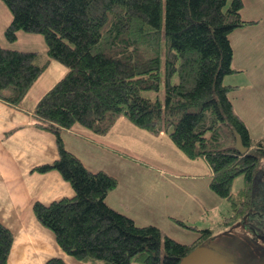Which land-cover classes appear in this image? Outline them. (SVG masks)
<instances>
[{
	"label": "trees",
	"instance_id": "1",
	"mask_svg": "<svg viewBox=\"0 0 264 264\" xmlns=\"http://www.w3.org/2000/svg\"><path fill=\"white\" fill-rule=\"evenodd\" d=\"M2 1L12 13L6 37L15 41L21 30L41 33L48 56L68 68L34 109L35 125L55 135L59 156L33 168L58 170L74 187L72 196L34 203L37 218L55 233L65 252L89 264H178L195 247L211 245L213 237L212 228L175 218L194 235V241L181 242L160 226L141 225L111 206L106 197L118 178L90 169L64 143L63 129L76 123L104 134L125 115L150 131L169 130L188 157L209 163L210 188L231 201L234 214L221 223L229 227L250 211L264 140L251 136L230 97L234 85L224 82L236 70L230 33L255 22L242 18L244 0H232L227 8V0ZM48 64L40 61L37 50L0 42V99L18 106ZM163 70L164 100L144 96L142 89L160 88ZM176 72L180 80L173 83ZM221 123L233 135L239 132L248 151L226 143ZM239 174L245 175V186L233 193ZM244 239L234 236L225 249L242 255L248 246ZM13 240L12 230L0 221V264H7ZM46 264L67 263L53 257Z\"/></svg>",
	"mask_w": 264,
	"mask_h": 264
},
{
	"label": "crops",
	"instance_id": "2",
	"mask_svg": "<svg viewBox=\"0 0 264 264\" xmlns=\"http://www.w3.org/2000/svg\"><path fill=\"white\" fill-rule=\"evenodd\" d=\"M10 19L11 15L3 8L0 0V42L11 47L12 45L6 44L4 34ZM243 28L238 27L239 30ZM234 31L236 33L237 28L232 33ZM26 34L30 37L27 40L28 44L38 43L37 47L27 50L39 51L40 61L48 60L49 64L18 106L0 99V221L8 226L14 235L7 264H46V261L53 257H60L67 264H89L65 252L58 243L55 233L37 218L34 211L36 201L47 204L64 196H72L75 190L58 170L46 172L33 170L36 165L50 162L59 156L55 135L35 125L34 109L39 99L67 73L68 68L48 56L44 38L41 40L36 34L19 31L17 40ZM233 47L235 55L234 44ZM228 75L227 79L224 77V81L231 84L230 73ZM232 93L234 92L230 91V97L238 112L236 98ZM62 137L66 147L80 156L92 170L104 169L114 174L116 163L121 164V158L124 156L134 161L144 158L151 161L150 166H145V169L152 172L155 177L147 186V191H153L154 194L149 197L151 203L146 214H143L139 203L133 202L137 200L132 193L133 190L130 194L122 191L121 183L106 197L111 206L130 215L139 224L156 223L160 226V221L152 217L156 214L159 217L162 215L169 217L176 228L183 226L181 227L175 218H187L199 227H209L213 230L215 223H221L231 214V206L223 207L217 212L219 218L201 221L196 217L192 219L193 215H188L190 211L186 213L183 207L187 204H179L180 195L191 197L201 186L210 188L212 168L202 157H188L174 143L166 130L150 131L136 125L125 115H120L110 130L104 134L76 123L70 128L63 129ZM205 176L208 177L206 183L198 180ZM161 178L164 180H160ZM188 178L196 180L185 181ZM138 185L140 193L145 195L142 184L138 182ZM259 194L257 178L253 204L246 215V221L258 217L259 212L263 213L259 217H264L262 208L264 194L261 196ZM191 205L210 212L209 206L198 198L192 200ZM190 213L193 214L194 211Z\"/></svg>",
	"mask_w": 264,
	"mask_h": 264
},
{
	"label": "rangeland",
	"instance_id": "3",
	"mask_svg": "<svg viewBox=\"0 0 264 264\" xmlns=\"http://www.w3.org/2000/svg\"><path fill=\"white\" fill-rule=\"evenodd\" d=\"M231 1L232 0H227L224 8H227L231 4ZM1 4L3 8L7 10V12H9V14L11 15V19L9 20L10 23L12 20V13L8 6L2 0ZM241 14L242 18L246 20H252L251 17L257 19L255 20V23L247 22L245 23V25L240 26L242 28L245 27L242 30H239L237 28L236 33L235 31L233 33H230V38L232 40V43L235 45L236 51L233 59V67L236 70L230 73V85H234V87L231 88L230 91L234 92L232 93V95L236 98V105L239 109L238 112L246 120L248 128L250 129L251 136L255 139V141H260L264 140V0H244V8H242ZM23 32H26L28 34H36L37 36H39V38H41V40L43 38V35L41 33H34L29 31ZM5 38L7 40L6 44L12 45L11 47L13 48L27 49L38 46V43H27V40H29L30 38L27 36V34L26 36H22L19 40L16 39L15 41H10L6 37V35ZM162 74L163 78L160 88L158 90L144 88L142 89V94L144 96L150 97L153 100L157 99L158 97L164 100L166 85L165 70L162 71ZM228 76H226V79L228 78ZM179 80L180 79L178 72L174 73V75H172L171 77V81L173 83H177L179 82ZM224 82L228 84L226 81ZM220 131L222 132L223 137L226 138V143L228 145L235 144V137L230 131V127L227 124L221 123ZM167 133L169 134V130H167ZM150 164L151 161L148 158H144L140 161H134L133 159L130 160L128 157L124 156V158H121V164L116 163V172L114 173V176H116L119 180L118 185H120L121 183L123 186L122 191L129 192L130 194L131 190H133L132 193L137 199L136 202H133L140 204V207H142L143 210V214H146V212H148V206L151 203L149 197H152V195L154 194L153 191H147V186H149L150 183L155 180L153 173L148 169H145V166H150ZM206 178L208 179L207 176L200 177V179L198 180H203L206 183ZM160 180L164 179L161 178ZM179 180L184 181V179ZM195 180L196 179L191 178L185 179V181L187 182H195ZM138 182L142 184V190L145 195H142L140 193L138 189ZM263 182L264 161L262 162L261 170L258 173V191L260 192L259 196L264 194ZM244 186L245 175H237L234 178L232 184L233 193H237ZM197 198L200 199L202 203L209 206V213L195 205H191L192 200ZM184 203L187 204L183 207V209L187 211L186 213H188L189 211H194L193 214L189 212L188 215H193L192 219L200 218L201 221L208 218H219V215L217 213L219 208L223 209V207H232V203L229 199H224L221 196L216 195L211 188H208L206 186H201L194 192V195H191V197H188V195H180L179 204L183 205ZM227 203L229 204V206ZM233 214L234 211L231 210V214L228 216H231ZM246 215H244L243 217L241 216L238 218H234L235 220L233 219V224H231V226L229 227L225 222L219 224L215 223L213 226V237L211 239V244L220 246L222 248H228L232 245V239L234 238V236H237L239 238L243 237L247 232L245 226ZM152 217H155L156 220L160 221V227L168 235H170V237L185 243L194 241V235L189 236V233L191 232L189 229L186 230L183 228H176L177 226L173 224L172 220L169 217L164 215L159 217L156 216V214ZM144 219H142L143 222L145 221ZM184 220L190 222V220H188L187 218ZM226 235L227 237H225ZM257 244L263 245L264 239L258 238Z\"/></svg>",
	"mask_w": 264,
	"mask_h": 264
},
{
	"label": "water",
	"instance_id": "4",
	"mask_svg": "<svg viewBox=\"0 0 264 264\" xmlns=\"http://www.w3.org/2000/svg\"><path fill=\"white\" fill-rule=\"evenodd\" d=\"M235 147L240 152L248 151L238 131H234ZM249 239H244L245 244L250 245ZM245 258L247 259L246 255ZM255 259V257H253ZM178 264H239L238 260L229 250L217 245H199L185 254Z\"/></svg>",
	"mask_w": 264,
	"mask_h": 264
},
{
	"label": "flooded vegetation",
	"instance_id": "5",
	"mask_svg": "<svg viewBox=\"0 0 264 264\" xmlns=\"http://www.w3.org/2000/svg\"><path fill=\"white\" fill-rule=\"evenodd\" d=\"M262 208H264V206H262ZM259 215L263 214L262 212H259L258 213ZM261 221H264V218L263 220H259L257 218H253L250 223L253 225L252 228H253V232H252V235L254 236L253 237V240H252V246L251 244L249 246H245L242 250V252H240L242 255L240 254H236V253H233L232 251V255L238 260V263L241 264V261L245 260L247 262V260L251 261L252 264H264V244H257L256 242V239L258 238H263L264 239V223L261 222ZM254 254V255H253ZM243 255H246L247 256V259L245 258V256ZM253 257H255V259H253ZM251 260H250V259Z\"/></svg>",
	"mask_w": 264,
	"mask_h": 264
}]
</instances>
